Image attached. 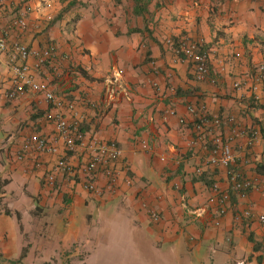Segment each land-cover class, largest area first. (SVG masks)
I'll return each instance as SVG.
<instances>
[{
    "label": "crops",
    "instance_id": "obj_1",
    "mask_svg": "<svg viewBox=\"0 0 264 264\" xmlns=\"http://www.w3.org/2000/svg\"><path fill=\"white\" fill-rule=\"evenodd\" d=\"M144 2L137 13L134 0H0L3 25L32 7L28 29L13 38L36 50L54 48L41 77L76 102L89 136L116 140L122 150L114 192L92 195L63 176L55 188L45 186L36 155L17 161L14 151L30 134L54 131L51 107L40 93L6 97L9 54L0 51V264H264V224L234 218L248 205L264 214V174L257 171L264 138L250 145L243 135L233 143L230 169L253 181L240 198L228 168L207 164L209 152L193 142L194 117L187 111L203 106L222 116L225 137L234 124L248 130L264 122V99L234 87L237 80L250 83L264 61V0ZM180 38L196 39L208 52L205 80L168 42ZM42 160L46 168L52 164L48 155ZM96 183L104 188L107 179ZM215 183L230 195L223 214L210 201ZM143 202L160 213L159 221ZM51 212L55 219L41 224ZM105 224L118 230L101 232ZM120 237L128 248L114 245Z\"/></svg>",
    "mask_w": 264,
    "mask_h": 264
},
{
    "label": "built area",
    "instance_id": "obj_2",
    "mask_svg": "<svg viewBox=\"0 0 264 264\" xmlns=\"http://www.w3.org/2000/svg\"><path fill=\"white\" fill-rule=\"evenodd\" d=\"M31 10L32 7L27 5L23 11L6 21L7 25L0 24V51L9 54L11 74V86L6 97L13 100L31 92L42 94L51 107L49 119L54 122L55 127L49 134L36 132L27 136L20 148L14 151L15 159L25 161L30 155H36L34 166L38 169L44 168L43 182L49 188H55L59 183V176H63L67 183L80 185L92 195H101L104 189L114 192L120 175L116 163L122 154L118 142L96 135L89 136L83 128L84 118L76 102L57 95L50 82L41 77L42 70L53 59L54 48L47 46L42 50L32 49L12 36L13 33H23L28 29L27 15ZM168 42L177 55L192 65L198 80L209 77V54L203 49L200 41L180 38L176 44L171 39ZM32 57L35 58L34 63L30 61ZM234 57L240 58L241 53L236 52ZM119 75L118 71L114 73L115 81L118 80ZM154 86L159 87L157 83ZM234 87L239 90L247 88L256 100L264 99V61L255 67L250 83L237 80L234 82ZM187 111L194 117L193 142L201 143L209 152L207 164L228 168L231 189L240 198H246L248 191L253 187V181L242 173L230 169L236 159L233 143L243 135L247 136L250 145L264 138V122L247 130L235 125V120L230 118L234 126L231 133L225 137L221 131L225 123L222 116L209 113L203 106L189 105ZM168 114L175 115V109H169ZM186 121L185 117L179 118L180 123H186ZM43 155L52 158L50 167H44ZM198 171L201 172V169ZM101 176L107 179V185L104 188L96 183V179ZM212 189L215 196L211 197L210 201L216 203L219 206V212L223 214L227 210L226 204L229 202L230 195L227 191L220 190L217 183ZM143 206L153 221L160 220V213L156 209L146 202H143ZM234 218L236 221L256 218L264 224V214L257 215L252 205L237 211ZM214 225L220 226V221L215 220Z\"/></svg>",
    "mask_w": 264,
    "mask_h": 264
},
{
    "label": "rangeland",
    "instance_id": "obj_3",
    "mask_svg": "<svg viewBox=\"0 0 264 264\" xmlns=\"http://www.w3.org/2000/svg\"><path fill=\"white\" fill-rule=\"evenodd\" d=\"M0 137H4V136H0ZM1 148V147H0ZM4 149L5 148H2V149H0V154L1 155H3V153H4ZM84 212H86V210L84 211ZM57 213H53V212H51L50 213V215L48 216V217H46L45 216V219H42V221H41V224H43V222L44 221H49V220H52V219H55V216L54 215H56ZM18 216V215H17ZM19 218V217H18ZM113 223L115 224V226H114V228H117L118 227V225H119V221L117 220V219H115V221H113ZM66 224V223H65ZM104 225V224H103ZM95 226V225H94ZM111 226H113L112 224H109V225H106L105 224V227L103 226L102 228H101V232H104V233H108V232H110L112 229H114L113 227H111ZM117 226V227H116ZM45 227V226H44ZM95 227L93 228V232H95ZM103 229H105V230H103ZM50 230H52L53 232H54V227H52V226H48V227H46V231H50ZM97 230V229H96ZM108 230H110V231H108ZM114 230H118V229H114ZM51 231V232H52ZM52 234H54V233H52ZM111 239V238H110ZM114 239L115 238H112V241H114ZM116 241H117V244H114V245H121V246H125V248H128V243H125L126 241H124L121 237L120 238H116L115 239ZM118 242H119V244H118ZM106 244H108V243H106ZM113 243L111 242V244L110 245H112ZM125 255H127L128 256V253H126ZM109 256L112 258V254H109ZM114 258L116 259V260H118L119 258H120V256L119 255H114ZM164 260H166V261H168V258L166 257V258H164L163 259V261ZM115 263L113 260H110V264L111 263Z\"/></svg>",
    "mask_w": 264,
    "mask_h": 264
},
{
    "label": "trees",
    "instance_id": "obj_4",
    "mask_svg": "<svg viewBox=\"0 0 264 264\" xmlns=\"http://www.w3.org/2000/svg\"><path fill=\"white\" fill-rule=\"evenodd\" d=\"M134 1H135V5H136L135 10L137 13H141L143 10L146 9V3L144 2V0H134ZM257 171L259 173L264 174V165H262V164L258 165ZM5 211L7 214H11L10 210L6 209ZM18 217H19V215H18Z\"/></svg>",
    "mask_w": 264,
    "mask_h": 264
}]
</instances>
